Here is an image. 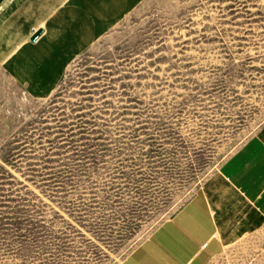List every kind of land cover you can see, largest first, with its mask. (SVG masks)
<instances>
[{
    "label": "rangeland",
    "instance_id": "obj_1",
    "mask_svg": "<svg viewBox=\"0 0 264 264\" xmlns=\"http://www.w3.org/2000/svg\"><path fill=\"white\" fill-rule=\"evenodd\" d=\"M130 2L89 0L67 29L31 33L67 56ZM45 60L34 91L60 65ZM259 141L264 0H136L45 94L0 61V264H117L179 212L163 226L188 227L177 264H264V213L233 181L243 161L226 165ZM221 208L234 219L213 252Z\"/></svg>",
    "mask_w": 264,
    "mask_h": 264
},
{
    "label": "crops",
    "instance_id": "obj_2",
    "mask_svg": "<svg viewBox=\"0 0 264 264\" xmlns=\"http://www.w3.org/2000/svg\"><path fill=\"white\" fill-rule=\"evenodd\" d=\"M88 1L89 0H0V61L3 62L17 78L25 80L26 86L31 92L35 94H45L68 59L101 31L112 24L120 14L129 8L136 0H131L128 6L125 7L119 16L109 25L97 32L91 39L84 42L77 50L72 51L67 56L66 53L61 51H58V53L53 48L47 47L42 51V48H40L41 42L34 41L37 35L32 37L33 33H31V30L33 26L42 23L48 26L49 30L67 29L73 21L80 19V17H84V8ZM43 33L44 31L42 30L40 36H42ZM60 33L62 32L59 31V33H57L56 39H60L59 37L62 36ZM57 44L58 41L51 46L55 47ZM42 54L44 57L41 56ZM57 56H60V65L57 67L54 78L48 81L47 84L37 83V90L35 89L34 91V89L29 87V83L35 85L34 83L36 80L34 78L36 76L38 77L39 74H43L44 68L50 69L49 65L51 62L45 59L50 58V60H54ZM39 90H43L44 93L38 92ZM245 145L242 146L239 152L237 151L238 153H236L235 159L228 162L226 165L230 166V164H237L238 160L243 161V165H241L238 170H234V173L232 172L233 181L240 187L241 191L255 197L251 204L247 205V207L253 208L252 211L249 212H259L260 214V212L264 213V147L261 146L260 141L249 148H245ZM247 152L259 154L245 157ZM219 180V174H214L213 187ZM226 190L228 191L227 196L229 203L234 204L237 201V204H239V195H237L232 188L227 187ZM218 205L220 207V204ZM179 213H177V215ZM177 215L170 222H174ZM233 219V212H229V210L224 208H221L220 212H213V252L217 250L216 243L218 240L216 233L219 232V229L223 231L225 228L224 226L232 223ZM170 222L159 226L152 233L149 240L143 242V244L136 249H133V251L117 264L179 263V258L181 256V253H179L181 240L179 239L178 233H181L188 227L178 225V229L180 230H174L170 233L166 228H163V226L168 225ZM172 234L177 235V238L175 239ZM150 242H156L159 247H164L166 250L163 249L161 251L152 252L149 247ZM176 242L179 246L171 249L170 247H173ZM187 256L188 254L185 258ZM156 260L163 261L156 263Z\"/></svg>",
    "mask_w": 264,
    "mask_h": 264
},
{
    "label": "bare ground",
    "instance_id": "obj_3",
    "mask_svg": "<svg viewBox=\"0 0 264 264\" xmlns=\"http://www.w3.org/2000/svg\"><path fill=\"white\" fill-rule=\"evenodd\" d=\"M38 33H39V34H38ZM41 33H42V30H41V29H39L38 31H36V32H35V33H33V34L37 35V37H38V36H39ZM35 35H34V36H35ZM37 37H36V38H37ZM36 38H35V39H36ZM35 39H34V40H35Z\"/></svg>",
    "mask_w": 264,
    "mask_h": 264
},
{
    "label": "water",
    "instance_id": "obj_4",
    "mask_svg": "<svg viewBox=\"0 0 264 264\" xmlns=\"http://www.w3.org/2000/svg\"><path fill=\"white\" fill-rule=\"evenodd\" d=\"M35 34L32 35V37L34 36Z\"/></svg>",
    "mask_w": 264,
    "mask_h": 264
}]
</instances>
